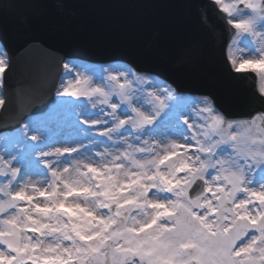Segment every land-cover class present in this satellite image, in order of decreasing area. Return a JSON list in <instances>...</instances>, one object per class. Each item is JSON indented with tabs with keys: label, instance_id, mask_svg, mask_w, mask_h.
<instances>
[{
	"label": "snow or ice",
	"instance_id": "1",
	"mask_svg": "<svg viewBox=\"0 0 264 264\" xmlns=\"http://www.w3.org/2000/svg\"><path fill=\"white\" fill-rule=\"evenodd\" d=\"M63 7L0 0V20L54 33L48 10ZM207 7L227 71L258 78L264 104V0ZM45 44L0 45V114L17 56L52 77L35 115L0 120V264H264V108L234 114L131 65L20 55Z\"/></svg>",
	"mask_w": 264,
	"mask_h": 264
},
{
	"label": "water",
	"instance_id": "2",
	"mask_svg": "<svg viewBox=\"0 0 264 264\" xmlns=\"http://www.w3.org/2000/svg\"><path fill=\"white\" fill-rule=\"evenodd\" d=\"M60 1L61 2L59 4L71 5L72 1L74 0ZM144 1L146 0H125V4L122 9L116 10L113 16L119 17L121 16V13H124V15L121 16L118 20L117 26H115L114 21L109 20V28L114 31L115 35H119L122 31H126V35L133 36L136 40L140 39V45L142 49H144L148 53H151L153 57L157 59L159 64L169 69L174 78L185 80V72L182 71L181 64H179L177 60H175L176 54L171 52H164L165 47L163 45V40L167 38L169 44L176 43L183 50L190 49L194 54H197L199 58L206 60L209 57L207 47L212 43V40L216 38L215 31L216 29H221L222 24H219L221 22H218L217 20H215V22H209V20L206 19L205 22H201L200 24L205 33L203 31H195L193 29L188 31V25L187 23H185L187 20V16H189L187 20V22H189L193 18V15L197 14L194 8L197 7L198 3L195 0H173L166 4L164 10H161V8H157V6L154 5L155 2H151V0H149V3L147 2L140 8L135 7L137 4H140ZM46 2L49 4H56L51 0H46ZM81 5L82 0H75V4L73 6L77 10L76 14L81 9ZM100 11L102 12V15H105L103 14V8H100ZM183 14L186 16H184ZM82 15L85 17L88 16L87 11L84 10L82 12ZM90 16L91 18H86L88 19L87 24L89 25V27L91 26V20H95V22L99 21V19L94 14ZM110 19H112V17ZM3 21V24H0V33L3 34L7 39V41H5L7 43L8 50L11 52H15V49L20 46L21 36L23 32L17 30L16 23L11 17ZM195 23L198 24L200 23V21L196 18ZM201 27L199 28L200 30ZM8 28L11 29V34L9 33ZM74 28L78 29V26L75 25ZM95 28H97V26H95ZM213 28H215V30H213ZM11 37L18 38L17 46L14 47L11 44ZM54 39L59 41L60 38L55 36ZM121 40L122 39H119V41ZM140 45L136 42L133 48L135 50H139ZM167 46L168 43L166 47ZM214 47L217 48L218 43H215ZM221 53H223V47L221 49ZM211 56L212 58H209L207 60V63L205 64V67L211 73L207 78L210 89L218 90L219 93L223 95L224 89L221 88V85H223L227 91H233V93L231 94V96L233 97L232 105L225 103L223 99L213 95V93L209 89H206L207 94L215 97L217 103L224 110L238 115L246 114L250 109L258 110L264 108V104H262L255 95L254 83L249 82L245 84V81H239L235 79L229 74L223 61L218 66V63L216 64V51H212ZM17 57L14 60V65ZM17 63L20 64V67L24 68L25 61H23L22 63ZM30 79L35 80L34 84L36 85L39 83V81L34 77ZM20 81L22 80L20 79ZM9 86L12 88V84ZM15 86L16 85H13V88ZM18 86L20 87V90L25 94L26 89L24 85L20 84ZM22 92L18 91L17 95H23ZM256 100L259 101L261 106L255 103Z\"/></svg>",
	"mask_w": 264,
	"mask_h": 264
},
{
	"label": "rangeland",
	"instance_id": "3",
	"mask_svg": "<svg viewBox=\"0 0 264 264\" xmlns=\"http://www.w3.org/2000/svg\"><path fill=\"white\" fill-rule=\"evenodd\" d=\"M0 51H2L1 47H0ZM92 66H95L97 69H99L101 66H103V67H108V66H110V65H92ZM111 66L119 67V66H121V65H111ZM93 79L95 80L96 78L93 77ZM82 99H83V98H82ZM42 126H43V125H42ZM68 131H69V130H68L67 128L63 129V130H62V135H67ZM59 138H61V136L56 135V130L54 129V130H53V140H56V139H59Z\"/></svg>",
	"mask_w": 264,
	"mask_h": 264
}]
</instances>
